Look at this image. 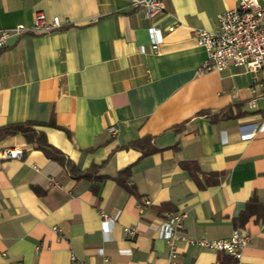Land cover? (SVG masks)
<instances>
[{
	"label": "crops",
	"instance_id": "0c3cea01",
	"mask_svg": "<svg viewBox=\"0 0 264 264\" xmlns=\"http://www.w3.org/2000/svg\"><path fill=\"white\" fill-rule=\"evenodd\" d=\"M137 1L0 0V29L36 11L61 23L0 50V127L32 123L89 173L71 175L20 134L0 140V264H168L166 212L184 214L180 264H264V86L236 66L201 72L192 34L215 30L237 0H162L154 18ZM143 137L157 150L126 147ZM6 148L22 156L3 158ZM234 230L249 237L239 260L188 243Z\"/></svg>",
	"mask_w": 264,
	"mask_h": 264
},
{
	"label": "built area",
	"instance_id": "2783aa9c",
	"mask_svg": "<svg viewBox=\"0 0 264 264\" xmlns=\"http://www.w3.org/2000/svg\"><path fill=\"white\" fill-rule=\"evenodd\" d=\"M134 7L142 8L147 17L154 18L163 12L162 0H138ZM61 26L57 16L47 18L42 11H36L32 23L28 26L16 25L0 29V50L6 45L10 37L25 34L40 35L52 32ZM155 33L153 28H150ZM192 34L197 44L206 51V60L200 71H223L228 66H236L247 72L259 75L253 78L252 86H264V0H237L236 5L216 15L215 30L193 28ZM160 39L154 36L151 48L157 50ZM144 51V47H140ZM257 98L252 97L247 101L249 109H256ZM108 131L116 133V127L110 126ZM22 149L6 148L3 158H20ZM145 203L148 201L145 200ZM102 222L105 224L108 216L101 213ZM184 214L181 212H166L158 224V237L168 246V264H180L175 241L178 239L177 230L181 228ZM124 231L133 235L131 227ZM249 237L240 230H234L228 238L208 240L196 238L188 240L190 245L224 252L234 260H239L242 249L248 243ZM74 257L72 256V260ZM218 264V263H215Z\"/></svg>",
	"mask_w": 264,
	"mask_h": 264
},
{
	"label": "trees",
	"instance_id": "16d2710c",
	"mask_svg": "<svg viewBox=\"0 0 264 264\" xmlns=\"http://www.w3.org/2000/svg\"><path fill=\"white\" fill-rule=\"evenodd\" d=\"M50 125L55 126V124L51 120H50ZM12 134L22 135L28 143L33 144V146L36 149L42 151L45 156H47L48 158L54 159V160L58 161L59 163H61L71 175H73L75 177H80V176L88 177L89 176L88 171H76L75 172V168L70 163V161L67 158H65V156L63 154H61L57 149L52 147L47 142L44 133L41 132L40 130L35 129L32 126V123L7 124V125L0 127V140L2 138L6 137L7 135H12ZM126 147L139 150L142 152V154H149V153H152V152L157 150V148L152 143L151 137H143V138L137 139L135 141L130 142ZM94 169H95V166L92 167V170H94ZM89 171H91V170H89ZM195 171L196 170L190 169V173L194 179L197 178ZM129 173H130V169L124 168V169L119 171L117 178H121V176H125L124 178L127 179L129 176ZM122 180H123L122 178H121V180L119 179L120 182ZM212 182H216V180L212 181ZM207 183L208 182L206 181V184ZM125 187L130 192H134L133 188L131 186H129L127 183L125 184ZM245 214L246 213L243 214L242 219H246L247 216Z\"/></svg>",
	"mask_w": 264,
	"mask_h": 264
}]
</instances>
